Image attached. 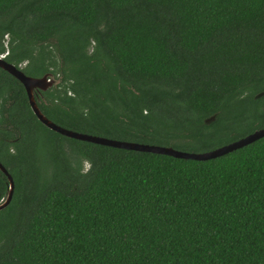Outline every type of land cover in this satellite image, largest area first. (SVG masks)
<instances>
[{
  "label": "trees",
  "instance_id": "trees-1",
  "mask_svg": "<svg viewBox=\"0 0 264 264\" xmlns=\"http://www.w3.org/2000/svg\"><path fill=\"white\" fill-rule=\"evenodd\" d=\"M0 55L60 78L36 99L74 132L203 153L264 128V0H0ZM0 160V264H264V138L205 161L69 138L0 68Z\"/></svg>",
  "mask_w": 264,
  "mask_h": 264
},
{
  "label": "water",
  "instance_id": "water-1",
  "mask_svg": "<svg viewBox=\"0 0 264 264\" xmlns=\"http://www.w3.org/2000/svg\"><path fill=\"white\" fill-rule=\"evenodd\" d=\"M0 68L7 71L9 74H11L13 77L18 79L22 85L24 86L28 98L30 106L34 112V114L37 116V118L49 129L62 134L63 136L91 142L99 145L104 146H110L114 148H120L125 150H132V151H139V152H149L154 154H161V155H167L172 156L175 158L180 159H191V160H197V161H205L214 159L220 156H224L228 153H231L235 150H238L240 148H243L247 145H250L254 143L255 141L264 138V128L258 129L254 131L253 133L240 138L237 141H234L232 143L226 144L222 147L216 148L211 151L203 152V153H196V152H187L175 149L170 146H160V145H148V144H140L136 142H127V141H120V140H113L108 139L105 137L95 136V135H89L79 132H74L71 130H68L66 128H63L56 123H54L52 120H50L40 109L37 99H36V91H48L53 86H57L60 84L61 80L60 78H56V76L52 73H47L42 77H32L26 75L20 68H18L16 65L8 62L5 59L4 55H0ZM264 95V92H261L256 95V98H261ZM216 119V116L209 117L205 120L207 124L212 123ZM0 170L8 177L9 180V189L7 192V196L4 199L2 203H0V211L8 207L13 199L14 192H15V182L7 168L0 162Z\"/></svg>",
  "mask_w": 264,
  "mask_h": 264
},
{
  "label": "flooded vegetation",
  "instance_id": "flooded-vegetation-1",
  "mask_svg": "<svg viewBox=\"0 0 264 264\" xmlns=\"http://www.w3.org/2000/svg\"><path fill=\"white\" fill-rule=\"evenodd\" d=\"M0 162H1V160H0ZM2 163V162H1ZM3 164V163H2ZM4 165V164H3ZM8 170V169H7ZM4 200H1V203L3 202Z\"/></svg>",
  "mask_w": 264,
  "mask_h": 264
},
{
  "label": "rangeland",
  "instance_id": "rangeland-1",
  "mask_svg": "<svg viewBox=\"0 0 264 264\" xmlns=\"http://www.w3.org/2000/svg\"><path fill=\"white\" fill-rule=\"evenodd\" d=\"M5 56V55H4Z\"/></svg>",
  "mask_w": 264,
  "mask_h": 264
}]
</instances>
